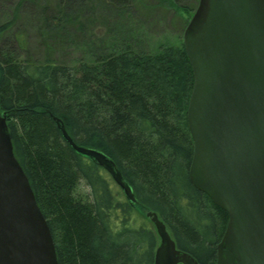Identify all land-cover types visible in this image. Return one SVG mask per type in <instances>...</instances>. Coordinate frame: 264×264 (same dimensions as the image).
I'll return each mask as SVG.
<instances>
[{
    "label": "trees",
    "instance_id": "obj_1",
    "mask_svg": "<svg viewBox=\"0 0 264 264\" xmlns=\"http://www.w3.org/2000/svg\"><path fill=\"white\" fill-rule=\"evenodd\" d=\"M175 47L151 57L122 44L75 67L0 51V112L58 264H154L159 239L144 208L130 207L100 167L75 153L54 118L76 144L116 164L177 249L199 264H215L228 216L188 178L193 75L183 46ZM81 181L89 188L85 197L76 195Z\"/></svg>",
    "mask_w": 264,
    "mask_h": 264
},
{
    "label": "water",
    "instance_id": "obj_2",
    "mask_svg": "<svg viewBox=\"0 0 264 264\" xmlns=\"http://www.w3.org/2000/svg\"><path fill=\"white\" fill-rule=\"evenodd\" d=\"M194 83L187 108L190 183L228 216L215 264H264V0H199L183 36ZM78 155L107 172L130 207L138 203L116 164L94 148ZM154 264H198L176 248L155 213ZM0 264H58L53 238L13 152L0 113Z\"/></svg>",
    "mask_w": 264,
    "mask_h": 264
},
{
    "label": "rangeland",
    "instance_id": "obj_3",
    "mask_svg": "<svg viewBox=\"0 0 264 264\" xmlns=\"http://www.w3.org/2000/svg\"><path fill=\"white\" fill-rule=\"evenodd\" d=\"M198 1L0 0V51L18 60L42 63L48 58L67 67L92 63L122 44L153 57L163 47L183 46L186 22ZM76 195H89L83 181Z\"/></svg>",
    "mask_w": 264,
    "mask_h": 264
},
{
    "label": "bare ground",
    "instance_id": "obj_4",
    "mask_svg": "<svg viewBox=\"0 0 264 264\" xmlns=\"http://www.w3.org/2000/svg\"><path fill=\"white\" fill-rule=\"evenodd\" d=\"M57 129H58V128H57ZM59 132H60V131H59ZM126 182H127V181H126ZM127 183H128V182H127ZM128 184H129V183H128ZM129 185H130V184H129ZM130 187H131V185H130ZM131 188H132V187H131ZM132 192H133V195H134V197H135V194H134V191H133V190H132ZM122 196H123L125 202L127 203V201H126L125 196L123 195V193H122ZM135 199H136V197H135ZM136 202L144 208V210L146 211L145 214H146L147 212L155 213V214L157 215L158 219L164 224V222L161 220V218L159 217V215H158L155 211H153V210H151V209H149V208H146L144 205H142V204L138 201V199H136ZM127 204H128V203H127ZM128 205H129V204H128ZM145 216H146V215H145ZM153 227H154V225H153Z\"/></svg>",
    "mask_w": 264,
    "mask_h": 264
}]
</instances>
